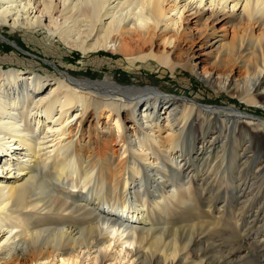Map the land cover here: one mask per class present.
Instances as JSON below:
<instances>
[{
	"label": "bare ground",
	"instance_id": "1",
	"mask_svg": "<svg viewBox=\"0 0 264 264\" xmlns=\"http://www.w3.org/2000/svg\"><path fill=\"white\" fill-rule=\"evenodd\" d=\"M219 23L232 28V35H219ZM2 25L44 29L84 54L110 49L132 63L156 60L173 71L190 68L216 91L264 108V35L251 30H264V0H0ZM0 38L23 50L2 33ZM55 67L61 73L55 81L39 71H0V264H58L59 257V264H66L77 262L81 252H95L91 264H97L112 242L125 245L136 264H145L151 247L156 264H176L177 253L192 242L208 243L209 253L221 255L211 259L204 254L200 264H221L244 251L230 240L223 254L222 246L211 243L205 223L199 237L178 248L186 227L174 228L176 222L166 218L162 225L153 220L144 185L172 187L174 199L186 207L192 202L193 179L183 168L198 150L196 139H206L218 124L219 133L199 148L205 146L201 167L220 152L223 161L212 172L215 177L200 184L208 200L203 201L215 206V184L226 180L242 191L237 200L244 203L239 199L250 193L253 180L249 159L258 160L264 152V119L235 106H201L186 98L163 111L171 98L157 87L78 78ZM105 109L120 118L121 134L102 118ZM222 110L228 112L226 120H221ZM197 117L199 131L193 124ZM240 130L248 134L245 160L227 164L226 148L237 143L232 139ZM221 136L225 141L217 147L214 139ZM103 164L114 172L108 174L110 182L104 180ZM241 167L247 173L243 179L238 178ZM141 195L143 205L132 200ZM153 202L161 211L172 206L162 196Z\"/></svg>",
	"mask_w": 264,
	"mask_h": 264
},
{
	"label": "rangeland",
	"instance_id": "2",
	"mask_svg": "<svg viewBox=\"0 0 264 264\" xmlns=\"http://www.w3.org/2000/svg\"><path fill=\"white\" fill-rule=\"evenodd\" d=\"M226 26L227 24L224 23L218 24L219 35L224 31H227L229 36L232 35V28ZM251 30L254 32L257 30V34L261 36L264 35V30ZM0 33L17 42L18 46L23 49L21 50L0 38V71L2 72L12 69L26 72L39 71L49 77V79L55 81L57 76H61L60 71L55 67L56 65L78 78L89 77L93 80L110 78L123 86L157 87L164 95L171 98L170 102L166 103L167 106L163 108V111H169L174 107L171 103L175 101L178 102L181 98H186L195 101L201 106H212L222 109L224 108L221 106H235L244 112L252 113L264 119V108L256 104H246L240 97L231 94L229 91H216L190 68L178 66L173 71L170 67L164 64L162 65L161 62L156 60H149L145 63H132L128 62L119 53L113 52L110 49L84 54L81 50L76 48L73 43H66L60 36L50 35L44 29L31 32L28 28L16 30L9 26L2 25L0 26ZM249 41L250 39L246 37L245 43L247 45H249ZM205 49H201L200 53H205ZM181 103L182 101L178 102L177 105ZM187 104L190 111L191 104L189 102ZM257 110L261 112L258 113L256 112ZM76 111L77 108H75L73 112L68 113L67 116H73ZM221 112L224 115L221 120H226L227 117H225V115H227L228 112L224 110ZM177 113L181 115V127L185 126V118L182 117L181 108L177 110ZM140 114H143L141 110L137 112V115ZM166 115L167 113L162 114V123L164 124L166 123ZM198 116L200 119L201 116ZM102 118L105 120L108 119L111 122L116 134L122 133L123 128L121 127V120L116 114L110 111V109L104 110ZM213 122L216 124L217 121L213 120ZM193 124L195 125V129L199 131L201 123L198 117L196 121H193ZM128 125H130V123ZM215 126L217 128L212 130L206 139L202 137L196 139L195 147L198 149L196 150L197 153L195 151L194 153H190L188 162L183 168V174L189 173V176L193 179L192 202L186 207L180 206L179 200L174 199V197H177V193L172 194V187H168V185L162 186L159 184V186H156V184L145 183L144 186L147 191L145 196L148 200L147 211L153 220H159V225H162L161 220L166 218L169 219V221L176 222L174 225L172 224L174 228L186 227L184 235L182 231V236L179 235L180 245L178 248L183 244L187 245L194 237H199L205 229L204 226H206L211 228L208 234L212 237L211 243L215 246H217V244L218 246H222L223 254H226L228 250L226 246H230L232 244L231 241L237 246L239 244L244 246V251L238 254L236 256L237 258L234 257L233 260L223 258L221 264H264V152L262 157L258 158V160L256 157H253L255 158L254 160L253 158L249 159L248 164H250L248 167L250 166V169L252 168L250 172L253 180L251 181V190H248L250 193L248 194V192H246L239 199L244 201V203L241 202L238 204L237 200L242 191H239L237 188H231L232 186L229 187L227 181L223 180L220 181L219 184H215L216 190L213 197L215 206L210 208V205H206L203 201H208L206 193H202L199 187L200 184H206L211 178L215 177L212 172L217 171L222 166V152L218 155L220 158L217 155H210L205 164L201 167L200 164L203 162L202 155L205 146L202 150H199V148L207 144L206 140H211L214 138L213 135L219 133L218 124ZM186 128L187 127H185V130ZM263 131L264 130H262V132ZM237 134V136L235 135L236 137L234 136L232 139H235L237 143L233 144L232 142L226 148L224 157H226L225 163L227 164L236 161L239 165L245 160L242 152L244 145L247 144L246 138L248 134L241 130ZM262 134L264 136V132ZM214 140L216 141L215 146L220 147L222 141H225V136L217 137ZM257 145L258 143L255 142L254 150L255 147H258ZM233 147L235 149H233ZM262 148H264V146H262ZM216 151L214 150V152ZM200 152H202V154H199ZM253 153H255V151L249 152L248 154ZM178 154L179 152L175 155L178 156ZM254 162L256 163L253 164ZM142 166L143 170L148 171L145 169L144 165ZM211 167L214 168V170H212ZM103 168L107 170V172L106 170L104 172V180L110 182L113 176L109 177L108 174L113 175L114 172L110 168V165L103 164ZM173 169L177 170L175 166H173ZM238 171V178L240 179H243L247 174L246 170L244 171L242 167L239 168ZM183 174L173 172L171 176H184ZM101 176L103 175L101 174ZM156 189L159 190L156 191ZM182 195L184 194L181 192L180 198ZM156 196L165 197L167 203L172 205L169 207L168 211H161V206L153 204L154 197ZM132 200L142 205L145 201L142 195L140 197L133 196ZM211 211L212 213H209ZM213 217H217L220 221L218 227L212 226V223H214ZM202 223H205L204 226ZM211 247L213 246L211 245ZM208 248H210V244L208 243L200 244L199 242H192L185 250H181L177 253L175 256L176 264H200L202 255L209 254L207 256H210L211 259H213L215 255H218L217 253H209L210 251ZM155 251V247L150 248L148 254L145 256V264H156L153 255ZM102 254V261H99L97 264H136L132 261V258L127 256L128 252L126 251V246L118 242H112L107 249L102 250ZM94 256L95 252L91 255L81 252L77 262L71 259L70 262L66 264H91ZM218 257H221V255H218ZM57 260L59 264L61 257L57 258Z\"/></svg>",
	"mask_w": 264,
	"mask_h": 264
},
{
	"label": "water",
	"instance_id": "3",
	"mask_svg": "<svg viewBox=\"0 0 264 264\" xmlns=\"http://www.w3.org/2000/svg\"><path fill=\"white\" fill-rule=\"evenodd\" d=\"M221 107H223V108H227V107H229V106H227V107H225V106H221Z\"/></svg>",
	"mask_w": 264,
	"mask_h": 264
},
{
	"label": "trees",
	"instance_id": "4",
	"mask_svg": "<svg viewBox=\"0 0 264 264\" xmlns=\"http://www.w3.org/2000/svg\"><path fill=\"white\" fill-rule=\"evenodd\" d=\"M256 112L260 113L261 111L257 110Z\"/></svg>",
	"mask_w": 264,
	"mask_h": 264
},
{
	"label": "built area",
	"instance_id": "5",
	"mask_svg": "<svg viewBox=\"0 0 264 264\" xmlns=\"http://www.w3.org/2000/svg\"><path fill=\"white\" fill-rule=\"evenodd\" d=\"M0 53H1V49H0Z\"/></svg>",
	"mask_w": 264,
	"mask_h": 264
},
{
	"label": "crops",
	"instance_id": "6",
	"mask_svg": "<svg viewBox=\"0 0 264 264\" xmlns=\"http://www.w3.org/2000/svg\"><path fill=\"white\" fill-rule=\"evenodd\" d=\"M1 49V48H0Z\"/></svg>",
	"mask_w": 264,
	"mask_h": 264
}]
</instances>
